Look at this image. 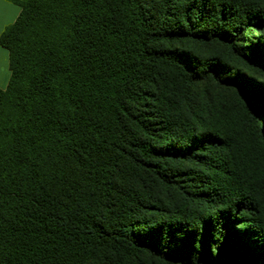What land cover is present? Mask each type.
<instances>
[{
  "label": "trees",
  "instance_id": "16d2710c",
  "mask_svg": "<svg viewBox=\"0 0 264 264\" xmlns=\"http://www.w3.org/2000/svg\"><path fill=\"white\" fill-rule=\"evenodd\" d=\"M15 1L0 264H264V0Z\"/></svg>",
  "mask_w": 264,
  "mask_h": 264
},
{
  "label": "crops",
  "instance_id": "0c3cea01",
  "mask_svg": "<svg viewBox=\"0 0 264 264\" xmlns=\"http://www.w3.org/2000/svg\"><path fill=\"white\" fill-rule=\"evenodd\" d=\"M20 5L15 0H0V34L12 24L20 12ZM9 55L8 51L0 46V87L4 88L9 81Z\"/></svg>",
  "mask_w": 264,
  "mask_h": 264
},
{
  "label": "rangeland",
  "instance_id": "374dc122",
  "mask_svg": "<svg viewBox=\"0 0 264 264\" xmlns=\"http://www.w3.org/2000/svg\"><path fill=\"white\" fill-rule=\"evenodd\" d=\"M258 34H259V31L257 29H252L248 33L249 36H252V35L257 36ZM263 116H264V114H263Z\"/></svg>",
  "mask_w": 264,
  "mask_h": 264
}]
</instances>
